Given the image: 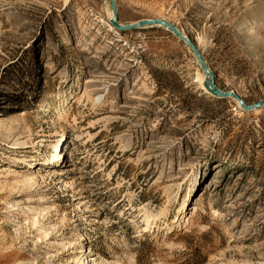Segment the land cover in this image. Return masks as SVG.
Wrapping results in <instances>:
<instances>
[{
	"label": "rangeland",
	"instance_id": "374dc122",
	"mask_svg": "<svg viewBox=\"0 0 264 264\" xmlns=\"http://www.w3.org/2000/svg\"><path fill=\"white\" fill-rule=\"evenodd\" d=\"M116 4L264 100V0ZM111 18L0 0V264H264V107L206 95L186 43Z\"/></svg>",
	"mask_w": 264,
	"mask_h": 264
},
{
	"label": "water",
	"instance_id": "95a60500",
	"mask_svg": "<svg viewBox=\"0 0 264 264\" xmlns=\"http://www.w3.org/2000/svg\"><path fill=\"white\" fill-rule=\"evenodd\" d=\"M111 4V10H112V19L110 20V24L114 29L117 31H130L138 28H144V27H155V26H161L172 32L178 39L186 43L189 48L192 50L194 53L197 62L199 64V67L203 70L204 75H205V86L209 90V92L217 98L220 99H226V98H231L235 101H237L241 108L246 110V111H253L257 110L259 108L264 107V100L258 102L255 105H246L245 102L236 94L234 91H222L220 90L214 81V75L206 65L200 51L198 50L197 46L190 41L186 36L183 35V33L175 27L173 24L166 20L162 19H146V20H141L139 22L133 23V24H128V25H122L118 21V9H117V4L116 0H109Z\"/></svg>",
	"mask_w": 264,
	"mask_h": 264
},
{
	"label": "bare ground",
	"instance_id": "6f19581e",
	"mask_svg": "<svg viewBox=\"0 0 264 264\" xmlns=\"http://www.w3.org/2000/svg\"><path fill=\"white\" fill-rule=\"evenodd\" d=\"M111 12H112V10H111ZM112 19V18H111ZM110 19V20H111ZM112 26V25H111ZM155 27H157V26H155ZM159 27H161V26H159ZM113 27H111V29H112ZM164 28V27H163ZM166 29V28H165ZM167 30V29H166ZM201 83V82H200ZM204 83V82H203ZM203 90H204V92H205V94L206 95H209V96H212V97H214L210 92H209V90L206 88V86H205V83H204V85H203V88H202ZM237 102V101H236ZM238 103V102H237ZM239 104V103H238ZM240 105V104H239ZM241 107V106H240ZM256 111H258V110H256ZM54 150L55 151H57V149H58V146L57 145H55L54 147ZM20 149H25V146L23 145V144H20ZM52 160L53 161H56V163H57V161H58V155H54L53 157H52ZM36 161V160H35ZM34 161V162H35ZM34 162H31V163H29L28 165H29V167H32L33 165V163ZM184 222H187V223H189L188 221H187V219H185L184 220ZM179 223V222H178ZM181 223V222H180Z\"/></svg>",
	"mask_w": 264,
	"mask_h": 264
}]
</instances>
